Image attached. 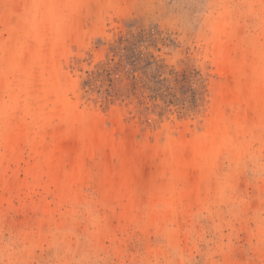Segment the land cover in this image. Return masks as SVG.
<instances>
[{
    "label": "rangeland",
    "instance_id": "rangeland-1",
    "mask_svg": "<svg viewBox=\"0 0 264 264\" xmlns=\"http://www.w3.org/2000/svg\"><path fill=\"white\" fill-rule=\"evenodd\" d=\"M40 31L67 129L23 109ZM223 84L248 104L199 155ZM0 264H264V0H0Z\"/></svg>",
    "mask_w": 264,
    "mask_h": 264
},
{
    "label": "bare ground",
    "instance_id": "bare-ground-1",
    "mask_svg": "<svg viewBox=\"0 0 264 264\" xmlns=\"http://www.w3.org/2000/svg\"><path fill=\"white\" fill-rule=\"evenodd\" d=\"M59 42L56 41L55 39H49L45 31H40L37 35V41L34 44V52H35V71H34V76L38 77V79L41 81V86L39 88L41 92V100H48L52 104V109L48 110L47 114L45 113L46 110H43V107L41 106H36V108L33 110L31 105L25 104L23 105V109L28 116L34 120L39 118L41 121L46 122L51 115V112L55 111H61L64 112L60 113V116L57 118L59 119L58 122L61 124L65 125V129L71 127V124L76 120L75 116L71 114V112L68 110L64 95L62 92V86L60 83V79L58 76L57 68H55V62L57 61L56 54L58 53V50L60 48ZM60 52V51H59ZM59 55V53H58ZM57 55V56H58ZM214 56V61L216 68L219 72H223L224 75L227 74L228 77L233 78L234 75L239 71V64L235 65L231 62L232 55L231 51L222 43L220 45H215V49L213 52ZM222 73V74H223ZM221 74V75H222ZM220 75V74H219ZM238 75V73H237ZM17 79L19 82H23L24 77L22 75L17 76ZM23 85V84H22ZM23 87L22 89H24ZM220 91H218L219 94V102L217 107H215V116L211 117L210 121V129L207 133L208 136L206 137H201L197 138L195 140V147L198 150V154H204L205 153V148L207 143H213L217 142L218 140L222 139L224 136V133L227 131V125L226 121L229 122L231 119H225L224 117V108L225 106L227 107H237L239 109H244L246 108V105L248 104V101L246 100L248 92L242 87L239 88L238 90H231L228 88L226 85H220L219 86ZM254 92V89L252 90ZM250 91V93L253 95ZM43 105V104H42ZM39 107V108H38ZM45 111V112H44ZM45 115V116H44ZM212 116V115H211ZM237 118L236 122L241 120V118L236 115ZM43 123V122H42ZM45 124V123H43ZM24 130H27L26 128H23ZM21 131V129H17ZM89 138H86L85 140V146L88 147L91 144H94L98 141H100L103 138V133L100 131H97L94 129V126H91L89 128ZM175 141V140H174ZM177 141V140H176ZM175 141V142H176ZM50 159V162H55V160H60V156L56 155L55 153H51L50 156L48 157ZM171 158L175 161L179 158V156H171ZM180 160V159H178ZM193 160L195 162H198L196 160V156L193 157Z\"/></svg>",
    "mask_w": 264,
    "mask_h": 264
}]
</instances>
